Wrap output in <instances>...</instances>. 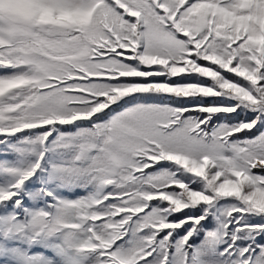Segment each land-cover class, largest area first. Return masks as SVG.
Instances as JSON below:
<instances>
[{
	"label": "snow or ice",
	"instance_id": "snow-or-ice-1",
	"mask_svg": "<svg viewBox=\"0 0 264 264\" xmlns=\"http://www.w3.org/2000/svg\"><path fill=\"white\" fill-rule=\"evenodd\" d=\"M0 264H264V0H0Z\"/></svg>",
	"mask_w": 264,
	"mask_h": 264
}]
</instances>
